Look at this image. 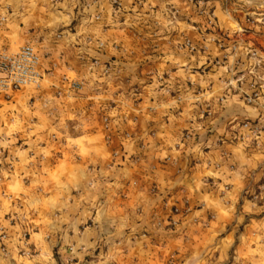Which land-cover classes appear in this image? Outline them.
I'll return each instance as SVG.
<instances>
[{
	"label": "crops",
	"instance_id": "0c3cea01",
	"mask_svg": "<svg viewBox=\"0 0 264 264\" xmlns=\"http://www.w3.org/2000/svg\"><path fill=\"white\" fill-rule=\"evenodd\" d=\"M119 3L118 11L113 13L111 3L102 2L101 20L110 24L104 28L91 27L67 35L65 32L48 34L39 29L43 47L40 51L44 54L42 67L46 74L32 104L29 100L32 95L27 89L14 91L10 96L0 93V147L3 149L0 228L9 235L8 254L0 258V264H181L168 259L199 256L203 251L201 238L209 230H213L217 240L228 235L237 237L235 229L222 235L227 221L219 219V215L213 214V219H207L211 212L223 209L221 206L230 211L232 205L204 180L207 176L223 182L226 178L234 179V175H225L229 173L225 166L220 169L216 166L221 148H235L234 141L225 139L232 133L229 126H235L233 123L242 117V112H232L230 98L223 99L219 106L214 85L203 91V84L211 80L204 79L196 69L202 63L200 56L196 50L192 53L181 45L185 37L197 40L195 31L184 30L181 34L180 30L170 27L151 26L155 12L160 14L167 6L178 7L179 13L182 12L186 5L183 0H119ZM145 18L147 26L142 24ZM11 19L10 15L0 27V42L9 45L14 32L18 34V41L24 39ZM127 19L130 28L125 25ZM79 33L83 37L74 47L71 41ZM86 35L92 41L87 42ZM95 37L103 39L105 47L97 48ZM112 42L116 45L112 46ZM87 54L100 58L101 62L116 63L118 78L105 74L99 77L102 73L95 69H102L104 65L98 62L93 67ZM62 76L84 82L83 98L68 92L67 85L61 82ZM127 78L129 83L140 84L134 98L127 97L124 88H118ZM95 79L105 80L108 85L96 84L98 90L89 87ZM57 88L63 90L61 97L55 95ZM77 99L96 101L93 107L98 106L99 112L100 105L112 99L118 102L116 107H121L118 115L135 118L133 123L120 121V126L136 130L143 138L141 160L136 163L125 160L117 168L109 167L113 145L106 144L101 128L86 131L80 137L69 136L65 143L47 139L49 133L62 126L65 118L81 116L82 127L91 128L93 121L89 112L93 111L87 109V113H81L72 104ZM205 99H209V104ZM130 101L135 102L130 105ZM186 129L199 135L196 142H182L181 132ZM151 130L155 131L154 138L147 134ZM206 130L214 133L205 135ZM223 131L227 135L221 137L220 145L216 140L218 132ZM139 143L131 142L130 151H139ZM188 155H198L201 161L191 166L187 164ZM167 156L170 159L165 161ZM171 158L177 159V165ZM247 161L248 166L238 172L242 178L251 169V158ZM88 164L100 168V180L94 188L87 187ZM251 172L254 179L260 173ZM251 172L247 174L249 179ZM133 181L137 184L133 185ZM153 183L161 190V196L151 194L149 188ZM163 196L179 204L187 200L193 207L188 220L178 229L153 228L151 214L161 211ZM194 217L198 223L192 221ZM23 229L30 232L27 245L22 242ZM45 235L49 236L47 241L43 238ZM69 245L78 249L70 252ZM237 251L233 257L238 264L256 259L241 243L235 248Z\"/></svg>",
	"mask_w": 264,
	"mask_h": 264
},
{
	"label": "rangeland",
	"instance_id": "374dc122",
	"mask_svg": "<svg viewBox=\"0 0 264 264\" xmlns=\"http://www.w3.org/2000/svg\"><path fill=\"white\" fill-rule=\"evenodd\" d=\"M104 1L106 0H0V27L7 23L8 17L11 15V24L15 25L16 30H21L20 37L24 38L21 42L18 41V34L14 32L10 45L4 41L0 42V45L10 50H16L24 42H31L41 49L43 48L40 44L41 35H38L40 28H43V31L48 34H51V32L53 34L65 32L67 35L68 32H84L83 30L91 29V27H95L92 29H96L109 26L110 24H105L101 20L103 11L102 2ZM108 1L111 3L112 12L118 11L119 6L114 4L113 0ZM183 1L186 5H183L185 8L183 7V11L180 13V8H168V6L160 14H156L155 12L151 26L156 28L170 27L172 30H180L181 34L184 30L196 32L197 40L190 37L185 38H188L195 44L196 52L202 61L196 69L204 79L212 81L203 84V91L210 90V87L214 85L213 91L218 92L215 101L219 106L223 103L220 100L221 98H230L232 100L229 107L232 108L231 110L235 114L242 112V117H238L235 120L233 123L235 124L234 127L229 126V131L236 134L240 133V139L243 136L245 137L243 141L233 140L230 134L225 139L230 143L234 141L235 147L231 149L232 151L228 150L231 157L234 156V161L232 160L233 157L231 158V161L234 163V172L225 173L227 177L234 175V179L229 180L226 178L225 181L231 184V188L226 198L223 199L227 204L232 205L231 209L229 211L228 207L221 206L223 209L210 213V215L217 214L220 216L219 219L227 221L222 235L235 229L237 237L233 239L231 235H228L217 240L214 238L217 235L213 233V230H209L206 235L202 236L200 241V246L203 249L202 253L192 258H194L195 264H231L232 261L238 264L239 261L233 256L240 251L241 247L238 248L237 252H235V248L241 243L246 247L249 254L256 257L254 261L250 260L246 264H264V127H262L264 125V0ZM208 11L215 14V23L213 25L208 23L206 17V12ZM2 17L5 18L3 21ZM129 21L127 19L125 25L130 28L131 24ZM142 24L144 26L149 25L146 18ZM5 27L8 28L7 25ZM79 34L81 35L75 36V40L71 41L74 47L79 43V38L83 37L82 33ZM85 39L88 42L92 41L93 38H89L86 35ZM95 40L104 41L97 37H95ZM115 45L116 42H112V46ZM92 48L95 51H99L96 47ZM88 56L91 63H93V67H97L98 62H101L98 57ZM95 61L97 63H94ZM108 63L112 65L110 70L105 72L104 68ZM100 64H103L104 67L102 69L100 67L99 69H95V72L99 71V73H102L98 74L99 77H102L101 75L104 74V76L111 75L114 78L117 77L119 68L116 67V63L108 60ZM96 84L108 85L105 80L99 81L95 79V82L90 83L89 87L98 90L99 87ZM139 85V83H129V78H127V81L119 85L118 88H124L125 95L127 97L133 96L134 98V93L140 89ZM83 88L80 92L73 93L83 98L86 94ZM40 90H26L32 95L29 99L31 104L34 101L35 94H38ZM248 97L251 99L250 101H248ZM134 102L130 101L129 104H134ZM204 102L209 104L210 101L209 99H205ZM95 103L96 101L91 102V99L88 102L83 99L72 101L73 107L79 111L81 110V113H84V111L87 113V109L93 111V113L89 112L92 115L91 121H93L91 122V128L82 127L84 118L80 115L81 118H65L62 126L58 130L49 133L47 139L53 141L60 139L61 142L65 143L68 141L67 138L69 136L80 137L86 131L92 132L98 128L103 130V107L108 104L114 107L113 116L118 121L120 115L117 112L121 110V107H116L118 102L110 99L107 104L100 105V112L96 109L98 106L96 108L93 107ZM50 109H54V106H50ZM246 119L258 122L261 130L258 137H252L248 131L240 128V125ZM118 122L120 125V120ZM121 129L124 128L121 127ZM186 131L189 130H183L181 133H185ZM103 132L105 139V131L103 130ZM210 133L214 132H210L209 130L204 132L205 135ZM194 134L196 138L199 136L196 133ZM226 135V131L218 132L219 138H225ZM90 141L96 140L91 139ZM74 154L79 157V154ZM249 158L252 160L251 169L246 170V173H244L245 178H242L238 172H241L243 167L248 166L247 160ZM252 170L260 171L256 179L252 176ZM250 172L251 178L249 179L247 174ZM218 199L220 198H216L219 202L220 200ZM227 204L225 203V205ZM207 219H210L209 215ZM245 224L250 225L246 227ZM203 227L206 226L203 224ZM246 228L250 229L246 231ZM242 232H244L243 235ZM240 235L241 237H239ZM45 236L43 238L47 241ZM27 237H30V232ZM7 248L9 249L8 243ZM177 252L176 250L175 253ZM5 257L0 255L1 259ZM174 257L169 258L168 261L170 260L171 262L172 260L177 263L180 261L181 264H185L189 259H184L182 256Z\"/></svg>",
	"mask_w": 264,
	"mask_h": 264
},
{
	"label": "built area",
	"instance_id": "2783aa9c",
	"mask_svg": "<svg viewBox=\"0 0 264 264\" xmlns=\"http://www.w3.org/2000/svg\"><path fill=\"white\" fill-rule=\"evenodd\" d=\"M192 2V1H191ZM113 3L117 6H120L118 0H113ZM206 17L208 23L213 25L215 23V14L214 12H206ZM5 18L2 17V21ZM182 47L187 51L193 52L196 50V46L188 38H184ZM98 48L105 47L104 41L97 42ZM44 54L40 49L31 42H24L16 50H10L9 48L0 45V93H3L5 96H10L14 91L23 90V89H33L40 90L43 86V81L45 80V70L42 67V60ZM94 63H97L95 61ZM111 63L105 65V72H108L111 67ZM61 82L67 85L68 92H80L84 86V82L78 79H68L66 76L61 77ZM56 96L60 97L63 95V90L57 88ZM220 100L223 101V98ZM251 99L248 97V101ZM104 113L102 114V127L105 131V142L106 144H112L109 167L117 168L120 162L125 160L136 163L141 160V152L144 147L143 138L140 134H137V131L134 129H121L119 125V120L123 123L130 121L131 123L135 122V118H129L128 115L123 114L117 118L113 116L114 107L110 104L103 107ZM264 127V125H262ZM240 128L248 131L252 137H258L260 133V126L258 122L250 121L248 119L244 120L240 125ZM149 137L154 138L155 131L151 130L147 133ZM231 138L233 140H244L243 136L240 139V133H231ZM115 140V143L113 144ZM181 140L190 141L193 140L196 142V137L194 132L186 131L181 133ZM134 141H139L138 144L139 151H130L129 144ZM221 145L223 140L221 138L216 140ZM3 153L2 147H0V154ZM220 161L217 162V168L220 169L222 166H225L227 171H232L234 169V163L231 161V154L228 150L221 148L219 150ZM169 156L165 157V161L169 160ZM201 160L197 156L188 155L187 164L194 166L199 163ZM171 162L174 165H177V159L171 158ZM11 165V164H10ZM179 170V168H178ZM86 172L88 174L87 187L94 188L97 181L100 180V168L99 166L88 164L86 166ZM206 184L213 188H217L219 191L220 198H225L231 188V184L227 181H222L221 179L215 180L213 177L207 176L204 180ZM133 185L137 184V181L132 182ZM151 194L161 196L162 192L159 187L153 183L149 188ZM78 192V191H76ZM75 192V193H76ZM161 211L154 212L151 214V222L153 228L156 230H175L181 227L182 223L189 218L193 207L184 200L182 204H179L178 201L170 202L167 197H161ZM214 215H210V219H213ZM15 220L18 218L14 217ZM13 219V220H14ZM193 222L198 223L199 220L197 217L192 219ZM88 222L86 225H89ZM29 232L27 229L22 230V242L24 245L28 244ZM46 239H49V236L46 235ZM9 241V235L7 232L0 228V255L7 256L8 248L7 243ZM75 249L74 245H69L68 250L71 252Z\"/></svg>",
	"mask_w": 264,
	"mask_h": 264
},
{
	"label": "water",
	"instance_id": "95a60500",
	"mask_svg": "<svg viewBox=\"0 0 264 264\" xmlns=\"http://www.w3.org/2000/svg\"><path fill=\"white\" fill-rule=\"evenodd\" d=\"M185 264H195L194 258H189Z\"/></svg>",
	"mask_w": 264,
	"mask_h": 264
}]
</instances>
